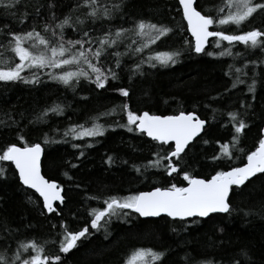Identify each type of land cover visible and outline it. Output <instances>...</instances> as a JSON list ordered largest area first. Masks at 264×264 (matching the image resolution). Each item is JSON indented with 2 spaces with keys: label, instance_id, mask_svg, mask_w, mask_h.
Returning a JSON list of instances; mask_svg holds the SVG:
<instances>
[{
  "label": "trees",
  "instance_id": "1",
  "mask_svg": "<svg viewBox=\"0 0 264 264\" xmlns=\"http://www.w3.org/2000/svg\"><path fill=\"white\" fill-rule=\"evenodd\" d=\"M222 3L223 0H196L197 10L213 18L222 15L217 12ZM83 4L84 0H18L12 8L0 5L2 57L10 54V44H6L16 33L35 29L55 41L53 31H61L55 25L66 16L71 17V26L63 29L65 41L87 40L84 32L97 38L120 28L133 29L139 21L164 25L171 31L140 52L134 49L142 47L149 37L136 36L132 31L118 45L106 49L101 60L93 62L106 74L113 69L116 78L110 77L102 89L83 77L65 86L48 76L59 70L47 68L21 73L31 79L35 72L38 83L0 81V154L10 144L40 143L42 173L63 189L64 197L63 203L54 206L59 215L47 213L38 195L20 183L13 164L0 161L4 170L0 175V254L11 260L20 242L35 241L50 257L60 255L62 264H119L128 255L131 237L146 234V245L163 240L165 247L160 250L166 257L176 252L184 256L174 264H264V177L253 178L240 188L233 186L230 213L181 221L166 216L141 218L124 209L106 218L108 222H102L98 231L91 229L89 213L102 209L109 197L123 198L171 184L184 186L187 182L183 171L209 178L216 171L245 161L247 153L258 144L264 126V51L246 48L239 42L229 45L220 41L217 47V38L211 37L205 51L195 53L178 0H97L98 18L87 16L91 7ZM105 8L109 10L108 17L103 15ZM77 18L83 23H77ZM46 24L48 31H44ZM254 28L264 30V11L255 13L239 28L213 24L209 30L239 35ZM225 49L233 55L221 56ZM165 51L180 52L175 63L161 65L149 60ZM112 53L121 54L119 67ZM136 65H140L138 70ZM238 68L240 73L236 72ZM237 76L243 83L237 82ZM253 83L254 90L250 92L249 85ZM120 89L129 95H121ZM57 105L62 111H48ZM124 105L137 115L145 111L156 115L184 111L206 121L203 132L177 162L182 170L179 175L168 176L162 167H147L157 154L166 155L169 146H161L138 131L129 132ZM230 112L237 113L238 120L248 125L235 147L231 146L235 133ZM94 122L103 128V136L74 139L71 133L65 135L73 126L90 128ZM224 143L230 145L231 158L221 156ZM213 156L221 158L213 160ZM61 223L71 231L88 227L91 233L69 254L59 253L64 231ZM184 237L190 238L189 242L179 246L178 241ZM117 246L121 247L118 252ZM242 251L247 255H241ZM21 255L29 258V253Z\"/></svg>",
  "mask_w": 264,
  "mask_h": 264
},
{
  "label": "snow or ice",
  "instance_id": "2",
  "mask_svg": "<svg viewBox=\"0 0 264 264\" xmlns=\"http://www.w3.org/2000/svg\"><path fill=\"white\" fill-rule=\"evenodd\" d=\"M18 0H7L4 3L0 0V5L5 9L12 8ZM97 0H84V7H91V11L87 16L98 18V9L95 7ZM179 5L183 12V19L187 21L188 32L194 39V51L199 54L205 51V44L209 37H216L219 47L220 41H227L229 45L233 42H239L246 48H260L264 51V30L252 29L242 34H225L223 31H210L213 24L217 25H236L239 28L242 24L253 17L258 11H264V2H254V0H223L217 12L222 14L218 18H213L210 14H201L197 10L195 0H179ZM113 7H119L113 5ZM227 9V11H225ZM103 15L109 16V10L104 9ZM77 23H83L77 18ZM65 26H71V17L66 16L64 20L55 25L56 29H60L59 33L53 31L55 41L41 35L40 32L33 29L24 34H13L12 40L9 42L10 51L14 53V57L19 62L14 65L9 60H0L5 66L0 67V81H17L23 80L24 83H38L39 77L35 72L32 78L28 79L21 76V72L26 69H53L58 72H49L50 79H54L65 86H72V82L79 81L81 77L90 80L97 88H104L106 82L111 77L116 78V72L109 69L107 74L98 66L101 57L105 55L106 49L118 45L122 42L121 38L129 31L134 35L145 37L148 36V42L142 47H136V52L142 51V48L148 47V43H155L161 37L167 36L171 29L164 25H157L145 21H139L134 25L133 29H117L113 34L105 33L102 37H90L88 32H84L83 36L88 39L67 40L63 39V29ZM49 30V25L44 26V31ZM135 43V41H133ZM85 44L88 47H85ZM95 44V49L92 45ZM27 45V46H26ZM117 57L116 66H120V53H112ZM180 55L179 51L172 53H157L149 60H156L161 65H167L169 62L175 63V57ZM213 55V53H208ZM221 56L233 55L229 49L220 52ZM235 55L239 56L240 53ZM3 54L0 53V57ZM255 63V62H253ZM155 66V65H151ZM140 65H136L138 70ZM241 69H236L240 73ZM227 75V73H226ZM94 77V79H93ZM237 82L243 83L237 76ZM235 87V83L233 84ZM254 90L253 85H249V91ZM120 94L128 96L129 93L125 89H120ZM127 112V130L129 132L138 131L146 134L153 141H157L161 146L168 145L169 150L166 155L157 154L154 161H149L147 167L163 168L168 176L174 173L179 175L182 171L177 163L182 159V154H187L186 149L194 142V139L200 136L205 127L206 121L199 118L192 112L185 113L180 111L173 115H156L145 111L142 114H135L128 110V106L124 105ZM59 113L62 111L59 105L49 109ZM230 120L233 122L232 127L235 135L232 138L231 146L235 147L239 141L240 134L247 128V123L243 119L238 120L237 113H229ZM264 131V130H262ZM73 135L74 139H82L83 137L103 136L104 130L95 122L92 127L76 125L68 129L65 135ZM23 140V137H20ZM48 142L47 140L45 141ZM172 142V143H170ZM205 144L207 140L203 141ZM174 145V147H173ZM76 147V145H74ZM42 147L40 143L28 144L24 142L23 146L10 144L0 154V161H10L15 165V169L19 174L20 182L29 189H34L40 197L43 198V208L48 213L57 212L54 207L55 201L63 203L64 197L56 182L49 181L41 174V154ZM221 156L231 158L230 145L224 143L220 148ZM83 155V153H81ZM221 156H213L212 159H220ZM112 158L109 157L110 163ZM162 161L166 163L162 164ZM3 169L0 168V175H3ZM139 172L140 169L137 168ZM264 177V135H262L254 150L246 155V163L241 166L231 167L227 171H216L210 178H197L187 171H183V180L187 182L186 186H177L171 184L166 188L155 187L152 191H142L138 194L129 195L127 197L118 198L115 196L104 200L102 209H92L89 215L92 217L90 227L93 230H99L103 223H107L108 219L117 215V210L130 209L132 212L139 214L140 217H158L162 213L173 219L183 221L188 217H208L211 213H230V191L240 188L253 178ZM127 215V213H124ZM64 229L62 238L59 241V253L69 254L73 249L77 248L78 242L86 239L91 233L88 227H84L78 231H71L64 223H61ZM7 251V249L5 250ZM21 253H29V258L23 259ZM164 253L155 252L151 249L135 250L126 264H154L161 261ZM246 256L247 253L241 252ZM62 264L61 256H49L45 254L42 245L35 241L28 243L20 242L13 258L9 260L6 255L0 254V264Z\"/></svg>",
  "mask_w": 264,
  "mask_h": 264
},
{
  "label": "rangeland",
  "instance_id": "3",
  "mask_svg": "<svg viewBox=\"0 0 264 264\" xmlns=\"http://www.w3.org/2000/svg\"><path fill=\"white\" fill-rule=\"evenodd\" d=\"M9 44V42L6 44V47H7V45ZM165 52H167V51H165ZM158 53H164V52H158ZM167 53H171V52H167ZM4 58H6L5 60H10V59H13L14 60V62L13 63H11V64H15V63H18L19 62V60H18V58H15L14 57V53H12V52H10V54L7 56V57H0V60H4ZM2 66H5V65H3L2 63H0V67H2ZM27 70V69H26ZM25 70V71H26ZM32 70V69H31ZM24 72V71H23ZM22 73V72H21ZM117 238V237H116ZM146 240H147V238H146V234H142L141 235V237L140 238H135V239H133L132 237H131V239H130V241H129V244L131 245L130 246V248H129V250L128 251H126V254H128L126 257H125V259H124V261H122L121 263H119V264H126V261L129 259V257L132 255V253L135 251V250H137V249H151V250H153V251H155V252H162V253H164V255H163V257H162V260L161 261H156V262H154V264H174V263H176V262H178V261H180V260H184V256L183 255H179V253H177L176 252V255L174 254V256H169V257H166L165 256V252L164 251H161L160 249H162L163 247H165V246H162V242H163V240L162 241H157V243H155V244H152V245H146ZM189 240H190V238H188V237H184V238H181L179 241H178V245L180 246V245H182L183 244V242L184 241H188L189 242ZM154 246H156V247H154ZM117 252L119 251V250H121V247L120 246H117ZM164 258H165V260H164ZM123 260V259H122ZM164 260V261H163ZM117 264V263H116Z\"/></svg>",
  "mask_w": 264,
  "mask_h": 264
},
{
  "label": "water",
  "instance_id": "4",
  "mask_svg": "<svg viewBox=\"0 0 264 264\" xmlns=\"http://www.w3.org/2000/svg\"><path fill=\"white\" fill-rule=\"evenodd\" d=\"M178 3H179V0H178ZM195 3H196V0H195ZM180 9H181V7H180ZM181 11H182V9H181ZM182 14H183V12H182ZM185 22H186V25H187V21L185 20ZM187 29H188V26H187ZM189 34L191 35V33L189 32ZM192 37V36H191ZM209 39H210V37H209ZM208 39V40H209ZM192 40H193V46H194V39L192 38ZM208 42V41H207ZM207 42H206V44H205V47H206V45H207ZM200 54V53H199ZM205 126H206V123H205ZM205 128V127H204ZM204 130V129H203ZM203 130H202V132H203ZM262 130H264V126H263V128H262ZM261 130V136L262 135H264V131H262ZM201 132V133H202ZM200 133V134H201ZM145 136L148 138V139H151L150 137H148L146 134H145ZM196 139V138H195ZM194 139V140H195ZM152 140V139H151ZM170 143H172V142H170ZM17 146H20V145H17ZM20 147H22V146H20ZM42 147V146H41ZM173 147H174V145H173ZM43 149V148H42ZM42 157H43V151H42V154H41V162H42ZM12 163V162H11ZM243 163H246V159H245V161L243 162ZM243 163H241V164H239V165H236V166H241ZM13 166H14V168H15V165L13 164ZM236 166H234V167H236ZM230 169V168H229ZM229 169H226V170H224V171H227V170H229ZM16 170V169H15ZM16 172H17V170H16ZM41 174L43 175V173H42V167H41ZM17 175H18V178H19V174H18V172H17ZM44 176V175H43ZM45 177V176H44ZM197 178H203V177H197ZM210 178V177H209ZM45 179H47L46 177H45ZM20 181V180H19ZM49 181H52V180H49ZM54 182V181H53ZM21 183V182H20ZM22 184V183H21ZM187 184V183H186ZM23 185V184H22ZM25 188H27L25 185H23ZM184 186H186V185H184ZM235 187V186H234ZM29 189V188H28ZM154 188H152V189H149V190H146V191H152ZM30 190H32V191H34L35 192V190L34 189H30ZM60 190H61V195L63 196V189L60 187ZM140 192H142V191H140ZM231 192V191H230ZM36 193V192H35ZM139 193V192H138ZM137 193V194H138ZM37 195H38V197L42 200V203H43V198L42 197H40L39 196V194L38 193H36ZM61 202L60 201H55L54 202V206H55V204H60ZM130 210V209H129ZM46 211V210H45ZM131 211V210H130ZM47 212V211H46ZM48 213V212H47ZM137 214V213H136ZM211 214H216V213H211ZM210 214V215H211ZM220 214H223V213H220ZM137 215H139V214H137ZM160 216H166V217H168L166 214H164V213H162ZM159 217V216H158ZM141 218H157V217H141ZM168 218H170V219H173V218H171V217H168ZM193 218H207V217H188V218H185L184 220H186V219H193ZM176 220H179L178 218L176 219Z\"/></svg>",
  "mask_w": 264,
  "mask_h": 264
},
{
  "label": "bare ground",
  "instance_id": "5",
  "mask_svg": "<svg viewBox=\"0 0 264 264\" xmlns=\"http://www.w3.org/2000/svg\"><path fill=\"white\" fill-rule=\"evenodd\" d=\"M186 26H187V25H186ZM187 31H188V30H187ZM188 33H189V32H188ZM189 35H190V34H189ZM190 37H191V35H190ZM191 39H192V37H191ZM210 39H211V37H210ZM210 39H209V40H210ZM209 40H208V41H209ZM192 43H193V40H192ZM207 44H208V42H207ZM206 46H207V45H206ZM193 47H194V46H193Z\"/></svg>",
  "mask_w": 264,
  "mask_h": 264
}]
</instances>
